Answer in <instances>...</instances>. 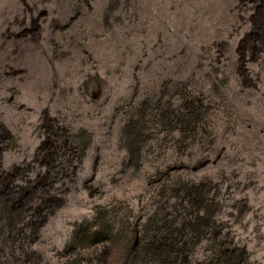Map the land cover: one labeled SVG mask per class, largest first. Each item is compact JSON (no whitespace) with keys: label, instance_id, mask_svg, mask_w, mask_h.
<instances>
[{"label":"rangeland","instance_id":"1","mask_svg":"<svg viewBox=\"0 0 264 264\" xmlns=\"http://www.w3.org/2000/svg\"><path fill=\"white\" fill-rule=\"evenodd\" d=\"M9 198L0 264H264V0H0Z\"/></svg>","mask_w":264,"mask_h":264},{"label":"trees","instance_id":"2","mask_svg":"<svg viewBox=\"0 0 264 264\" xmlns=\"http://www.w3.org/2000/svg\"><path fill=\"white\" fill-rule=\"evenodd\" d=\"M9 199L12 200V198H9ZM9 199L6 201L5 200L0 201V211L5 209V210H7L8 213L11 211L17 213L23 209V205L20 204V202L16 198H14L12 200L13 204L8 205V202L11 201ZM2 212H4V211H2ZM8 217L10 220L12 219L11 215H9ZM202 219H203V216L200 215V213H198L195 216V220L201 221ZM157 242L158 241L155 237L149 241V243L151 244V247L149 246L148 249L145 250L146 254L144 257V259H146V260L148 259V262L149 261L153 262V261L158 260V259L160 260L162 257V254H163V256H166L169 254V249L164 248V246L162 247L161 244H160L161 246H159V244H156ZM158 249H162V250L159 251Z\"/></svg>","mask_w":264,"mask_h":264}]
</instances>
